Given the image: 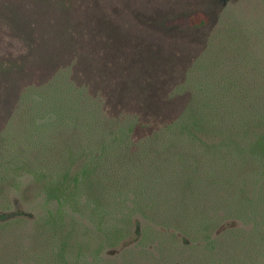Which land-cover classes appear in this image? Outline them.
Listing matches in <instances>:
<instances>
[{
  "label": "trees",
  "instance_id": "1",
  "mask_svg": "<svg viewBox=\"0 0 264 264\" xmlns=\"http://www.w3.org/2000/svg\"><path fill=\"white\" fill-rule=\"evenodd\" d=\"M162 1L173 0H0V180L31 175L46 203L93 223L100 248L128 233L118 224L130 205L191 219L183 190L161 194L163 210L155 188H240L245 176L248 188L254 163L264 171V90L234 76L205 85L216 72L182 32L208 14L169 17ZM18 21L40 36L37 51ZM47 214L32 229L45 252L3 247L0 264H105L63 212ZM23 224L0 216V234L19 240Z\"/></svg>",
  "mask_w": 264,
  "mask_h": 264
},
{
  "label": "rangeland",
  "instance_id": "2",
  "mask_svg": "<svg viewBox=\"0 0 264 264\" xmlns=\"http://www.w3.org/2000/svg\"><path fill=\"white\" fill-rule=\"evenodd\" d=\"M3 5L7 7V4ZM161 6L163 14L169 17L197 10L208 14L207 26L182 32L189 34L195 45L203 49L204 61L216 72L205 75V85L213 86L222 77L234 76L238 78L241 90L250 88L254 93L264 90V0H173L170 4L162 1ZM3 19L0 17V21ZM18 22L19 34L31 43L32 52L37 51L40 36L35 37L30 25ZM57 158L59 161L55 163L63 164L65 156L59 154ZM263 173L254 163L247 174L248 188H242L246 176L241 178L240 188H155L157 194L152 199L161 202L163 210L166 208L161 194L173 199L176 193L179 198L183 190L191 219L187 222L179 218L168 220L165 219L168 211L162 212L163 218L157 210L152 211L153 206L146 205L143 210L149 211L148 219L139 208L127 203L132 212L118 227L127 228L128 233L116 245L101 248L93 223L68 206H60L54 201L46 203L41 183L31 175L0 180V216L24 221L23 230L17 231L19 240L0 234V248L13 246L25 253L36 246L37 251L45 252L42 246L36 245L32 229L49 211L56 213L58 210L65 214L67 223L73 222L77 226L76 237L91 242V247L96 248L100 261L105 264H122L128 260L137 264H264ZM191 191L193 198L188 200ZM206 221L213 223L207 231L197 224ZM181 229L191 232L185 234ZM147 230L150 232L146 235Z\"/></svg>",
  "mask_w": 264,
  "mask_h": 264
}]
</instances>
